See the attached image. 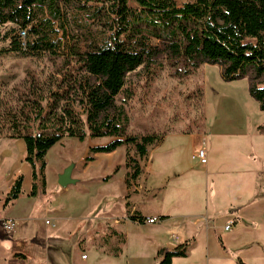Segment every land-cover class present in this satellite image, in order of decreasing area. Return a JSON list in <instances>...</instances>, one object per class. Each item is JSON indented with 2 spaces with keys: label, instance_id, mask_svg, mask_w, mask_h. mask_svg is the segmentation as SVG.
I'll list each match as a JSON object with an SVG mask.
<instances>
[{
  "label": "trees",
  "instance_id": "obj_1",
  "mask_svg": "<svg viewBox=\"0 0 264 264\" xmlns=\"http://www.w3.org/2000/svg\"><path fill=\"white\" fill-rule=\"evenodd\" d=\"M132 1L136 6L130 0H0V43H8L2 50L48 59L53 69L44 80L30 74L17 104L0 98V138L24 140L30 196L45 194L47 153L66 137L109 139L91 146L86 161L125 145L145 157L164 134L129 132L132 78L153 80L165 64L176 76L216 64L224 80L248 78L250 95L264 110V0ZM127 158L136 177L139 164L130 151ZM23 182L20 174L5 206L23 194ZM187 249L185 243L165 251L159 264L186 256Z\"/></svg>",
  "mask_w": 264,
  "mask_h": 264
},
{
  "label": "crops",
  "instance_id": "obj_2",
  "mask_svg": "<svg viewBox=\"0 0 264 264\" xmlns=\"http://www.w3.org/2000/svg\"><path fill=\"white\" fill-rule=\"evenodd\" d=\"M203 130L171 129L158 144L149 147L143 158L135 155L133 149L131 156L141 170L136 177L131 176L126 145L112 152H97L93 160L86 161L89 151L82 164L72 163V177L77 180L72 184L84 186V190H89V186L91 190L92 208L88 212L96 211V215L87 226L93 228V233L83 234L82 239L98 249V258L114 255L120 259L117 264H159L165 251L187 243L186 256L173 257L171 264H264V198L261 201L258 198L264 193V159L260 161V157L250 155V144L248 157L243 156L244 134L237 128L207 125ZM259 133L251 131L249 136L264 149V134ZM3 139L7 138H0V147ZM21 140H16L19 145ZM96 145L101 144L90 147ZM53 148L46 156L47 186L45 194H41L45 197L43 202L49 200L48 196L51 199L43 211L54 208L51 203L59 194L53 192L60 190L59 175L73 161L61 159L59 167L57 164L50 174L48 156ZM198 148L207 152L206 163L196 162L198 159L193 155ZM31 173L24 176L23 195L11 206L17 205L25 192L30 202L14 222L17 217L27 220L41 196H30ZM19 175L16 171L7 181L0 192V202ZM131 216L142 217L144 222L134 221ZM151 217L159 219L148 223L146 219ZM83 218V215L56 216L58 224L49 220L46 224L57 226L51 234L57 240H65L80 228L69 225ZM17 253L23 259L29 257L27 253ZM84 255L82 258L87 259Z\"/></svg>",
  "mask_w": 264,
  "mask_h": 264
},
{
  "label": "rangeland",
  "instance_id": "obj_3",
  "mask_svg": "<svg viewBox=\"0 0 264 264\" xmlns=\"http://www.w3.org/2000/svg\"><path fill=\"white\" fill-rule=\"evenodd\" d=\"M176 1L181 4L189 0ZM130 5L136 6V3L130 0ZM6 46L8 43H0V98L8 102L14 100V104H17L18 93L27 87L29 75L33 74L38 79L44 80L53 70L52 63L48 59L22 57L13 52L3 51L2 48ZM174 70L165 64L153 80L132 78L134 95L128 106L129 132L138 135H163L171 129L204 132L203 129L207 125L221 129L237 128L244 134L243 156L248 157L250 144L252 146L250 155L260 157L262 161L264 149L252 135L249 136V133L252 131L254 134L255 132H260L259 135L264 134V110L250 95L249 79L224 80L221 68L216 64H203L188 76H176ZM250 137H252L251 143H249ZM107 140L109 139L91 137L85 141L75 137L64 138L63 144L57 143L48 156L50 174L56 170V165L61 159L71 158L73 161L70 164L77 162L82 164V159L89 153L90 145L102 144ZM21 142L22 144L19 145L16 140L8 138L2 141L0 192L5 189L7 181L16 171L23 176L30 175L32 171L29 163L25 161V142L23 139ZM133 149V146L128 147L130 155ZM196 162L200 161L196 160ZM258 165L262 167L263 163ZM58 187L60 190H53L54 193H59L56 200H52L51 206L54 208L43 211L45 204L51 198L48 196L49 200L43 202L42 199L45 197L39 196L33 207V214L24 221L17 217L15 228L11 232L4 230L3 221L14 219L19 213H23L24 207L30 202L29 197L25 196V192L23 198L13 206L12 204L5 206L4 201L0 202V264H117V260L120 259L114 255L98 258V249L82 239L85 237L83 234L93 233V228L87 225L93 223L92 217L96 215V211L88 212L92 208L90 187L88 186L89 190H84V186L80 187L77 184H69L66 188ZM26 189L28 190L29 187L27 186ZM61 190L64 191L60 193ZM258 198L261 201L264 193ZM81 215L84 217L82 219L84 224L82 221H74L70 224L69 226L76 225L77 228L80 225V228L75 233L69 234L65 240H57V237L51 234L52 231L57 230V226L54 228L51 224H46V220L55 222L56 216ZM68 229L71 231V227ZM15 252L27 253L29 257L23 259L22 255ZM84 254L88 256L87 259L82 258Z\"/></svg>",
  "mask_w": 264,
  "mask_h": 264
},
{
  "label": "built area",
  "instance_id": "obj_4",
  "mask_svg": "<svg viewBox=\"0 0 264 264\" xmlns=\"http://www.w3.org/2000/svg\"><path fill=\"white\" fill-rule=\"evenodd\" d=\"M193 156L195 159H198L202 163L207 162V152L205 151V149H200V150L196 151ZM158 219L159 218H157V217H151V218H147L146 221L148 223H154V222L158 221ZM47 222H49V221H47ZM3 227H4V230L7 232L13 231L15 228L14 220L13 219H5L3 221ZM229 227H230V225L227 226V228H229ZM84 257H86V255H84Z\"/></svg>",
  "mask_w": 264,
  "mask_h": 264
},
{
  "label": "water",
  "instance_id": "obj_5",
  "mask_svg": "<svg viewBox=\"0 0 264 264\" xmlns=\"http://www.w3.org/2000/svg\"><path fill=\"white\" fill-rule=\"evenodd\" d=\"M74 168V164H70L60 175L58 178V183L62 187H66L69 184L75 183L77 180L72 177V171Z\"/></svg>",
  "mask_w": 264,
  "mask_h": 264
}]
</instances>
